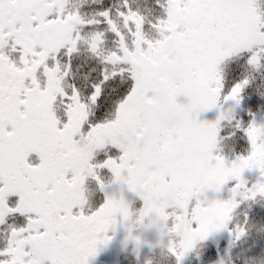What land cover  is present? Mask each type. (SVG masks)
<instances>
[{"label": "snow or ice", "instance_id": "snow-or-ice-1", "mask_svg": "<svg viewBox=\"0 0 264 264\" xmlns=\"http://www.w3.org/2000/svg\"><path fill=\"white\" fill-rule=\"evenodd\" d=\"M256 95L264 0H0V264H88L118 218L176 264L241 240L264 223Z\"/></svg>", "mask_w": 264, "mask_h": 264}, {"label": "rangeland", "instance_id": "rangeland-1", "mask_svg": "<svg viewBox=\"0 0 264 264\" xmlns=\"http://www.w3.org/2000/svg\"><path fill=\"white\" fill-rule=\"evenodd\" d=\"M210 115L215 119V110H211ZM243 116L246 114L243 113ZM202 118L204 119V113ZM212 118L209 116L208 120H213ZM133 207H142V202L137 199ZM132 235L139 237V245L129 239L128 229L118 218L115 230L108 232L110 239L106 244L99 246L97 253L89 257L88 263L165 264L164 261H172V264H176L170 254L172 241L167 235L161 236L157 229L143 224H134ZM251 254L243 244L235 243L228 231H221L215 233L199 249L198 254L193 253L186 257L184 264H264V247L259 248L257 254Z\"/></svg>", "mask_w": 264, "mask_h": 264}, {"label": "trees", "instance_id": "trees-1", "mask_svg": "<svg viewBox=\"0 0 264 264\" xmlns=\"http://www.w3.org/2000/svg\"><path fill=\"white\" fill-rule=\"evenodd\" d=\"M246 99H248V98L246 97ZM255 99L258 102L255 105V107H253V105L250 103H246V104L242 105L243 113H245L247 116L248 115V109H252V111L256 113L257 119H260V118L264 117V100H262L259 95H256ZM210 112H211V110L204 113V119H209V116H210V118H212V116L210 115ZM208 113H209V115H208ZM215 115H216V112H215ZM212 119H214V118H212ZM257 176H258V173L255 170L245 172V177L250 182H255V180L257 179ZM223 195L226 197L228 194L225 191L223 193ZM256 208H261L262 210H264V202H262L261 204L253 205L251 211H255ZM238 211H239L240 215L237 217V219L242 220L244 213L246 211H248V208L245 205V206H242L241 209H239ZM249 216L251 217V212H249ZM145 223H147V222H145ZM234 242L238 243V244H243L247 249L250 250V252L252 254H257L259 251V248L264 247V223H259L256 220L250 219L249 224H248V235L239 241L234 240ZM213 251H215V249H213ZM164 263L165 264H172V261H168V262L164 261Z\"/></svg>", "mask_w": 264, "mask_h": 264}, {"label": "flooded vegetation", "instance_id": "flooded-vegetation-1", "mask_svg": "<svg viewBox=\"0 0 264 264\" xmlns=\"http://www.w3.org/2000/svg\"><path fill=\"white\" fill-rule=\"evenodd\" d=\"M88 264H90V263H88Z\"/></svg>", "mask_w": 264, "mask_h": 264}]
</instances>
